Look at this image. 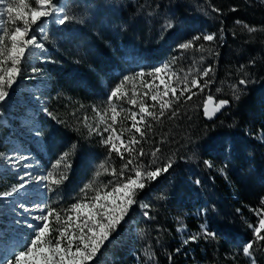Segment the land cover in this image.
Returning a JSON list of instances; mask_svg holds the SVG:
<instances>
[{
    "label": "trees",
    "instance_id": "16d2710c",
    "mask_svg": "<svg viewBox=\"0 0 264 264\" xmlns=\"http://www.w3.org/2000/svg\"><path fill=\"white\" fill-rule=\"evenodd\" d=\"M157 4L159 8L155 7ZM66 10L70 16L82 17L84 22L72 20L64 26H51L53 42L47 43L50 57L55 60L49 72L56 78L55 86L70 97L65 104L97 106L98 101L105 100L101 77L113 74L116 60H124L128 53L135 55L133 60L152 67L169 56L175 57L172 67L178 73L174 83L177 95L185 76L190 81L203 68H213L210 76L204 78L210 83L203 91L193 88L197 94L192 99L188 100L185 94L173 102L175 117L168 110L159 116L157 110L158 119L149 117L146 123L137 125L145 136L141 138L135 131V138L141 142L134 147L149 154L144 162L159 147L160 164L169 158L174 164L136 197L151 205L145 211L153 218H146L144 211L139 213L141 220L134 223L131 232L119 229L94 264H193L192 256L200 264H247L241 248L253 238L250 209H258L264 196V142L257 138L260 133L264 135V2L68 0ZM150 12L154 14L149 16ZM165 14H174L180 21L171 33L161 32L158 21ZM123 21L131 24L117 34L116 26ZM245 25L255 31L249 32ZM151 33L164 39V48L145 43ZM210 33L218 38L212 42L197 41L188 50L177 47L194 35ZM119 43L122 49L112 52V47H119ZM201 44L204 51L198 50ZM241 79L248 82L240 85ZM209 97L216 102L229 101L223 112L211 120L204 115ZM44 136L50 146L59 147V153L69 149L72 153L73 170L60 186L63 198L75 196L78 186L94 176L100 162L106 164L108 172L112 167H121L119 156L113 153L109 159L107 149L74 121L64 125L53 123ZM74 144L77 148L73 151ZM228 144L233 147L230 155L224 150ZM194 152L198 158H191ZM57 157L52 154V160ZM204 160H209L213 167L208 168ZM225 163L226 173L221 174L218 169ZM161 195L166 198L159 199ZM75 202L73 199L69 203ZM186 213L191 232H198L202 224H207L217 238H203L200 244L183 243L176 220ZM146 249L150 260L144 255Z\"/></svg>",
    "mask_w": 264,
    "mask_h": 264
},
{
    "label": "snow or ice",
    "instance_id": "6c2138e0",
    "mask_svg": "<svg viewBox=\"0 0 264 264\" xmlns=\"http://www.w3.org/2000/svg\"><path fill=\"white\" fill-rule=\"evenodd\" d=\"M264 2V0H261ZM33 7H29L24 0H16L6 2L0 0V121H5V108L17 107L20 109L19 115H23L27 108H32L34 111L47 113L48 109L43 106V93L28 94L25 96L23 104H21L17 90L20 86L21 80L24 78L22 65L28 59H36L40 65L54 62L51 61L46 41L48 40L47 27L49 23L64 26L72 20H79L84 22L82 17L70 16L66 14V5L64 0H34ZM171 6V5H169ZM159 8L160 5L155 6ZM23 8L25 11H21ZM214 11H218L214 9ZM236 11V9H233ZM13 13H16L14 16ZM7 18L15 23L17 20H22V26H16L14 30L8 31L3 27ZM154 13H148L149 16ZM160 28L162 33H171L176 29L177 24L180 23L174 17V14H165L160 21ZM240 24L241 21H237ZM131 21H123L117 27V34L124 32L130 26ZM245 27H248L245 25ZM249 32L255 31L254 28L248 27ZM218 37L215 33L194 35L186 42L179 43L177 47L182 50L192 48L197 41L203 40L212 42ZM199 51H204V45L199 46ZM176 59L175 57L173 58ZM138 70L131 75H123L119 84L112 87L106 94L105 103L111 108L114 113L111 117L112 123H106V126L101 130L98 126H92L87 123L88 117H84L85 127L88 129L89 137L95 135L100 137V144L107 149V157L110 159L115 153L119 156L121 167L119 169L112 167L110 173L105 168L104 163L99 167L105 170L106 174L112 176L106 184L96 185L93 182L84 184L79 189L76 196V202L70 206V210L76 212L75 218L72 215H66V219H62L61 211L52 205L56 201L52 200L50 193L57 192L59 186L68 179L67 172L60 174L57 179L52 171L45 170L41 174H37L39 167V160L34 159L32 150L19 151L15 147L12 149L11 155H5L0 152V158H3L4 164L8 170L14 174L17 182L13 183L7 190H0V204L8 206L13 213L14 224L16 225L17 237L16 245L9 250L7 254H0V264H94V261L101 254L102 249L106 243H110L113 239V234L116 233L129 216L134 205H139L141 209H150L151 205L137 200V195L143 192L144 189L156 181L161 175L166 174L173 167L174 161L169 158L163 165L159 162L158 153L160 148L156 147L151 153V159L145 163L143 158L148 156L143 148L137 150L134 145L140 144V140L135 136L130 140H123L122 133L117 132L114 125L116 124V115L118 105L115 101L123 99L121 88L126 82L135 81L137 79L144 80L145 77L158 78L161 73L167 74L172 72L173 76L177 73L172 69L170 63H164L160 66H154L150 71H146L143 66L137 61ZM213 68L211 65L203 68L199 72L198 77L192 78L190 81L187 76L183 78V86L178 89L165 85L162 95L160 92L151 95V100L156 102L152 105H146L143 101L139 104V113L132 112L129 119L133 121L132 127L135 128L136 133L143 138L145 133L137 127L139 123H146L147 117L158 119L155 111L156 104H159V116H164L165 111H171L172 116L177 115V111H173V102L179 101L181 97L187 95L190 100L197 93L192 89L196 88L203 91L207 87L210 80L204 79L209 77ZM31 75L27 77L29 80L44 82L46 79L45 71L42 67L32 65L30 67ZM203 80V83H201ZM154 81L146 82L152 83ZM248 81L241 79L240 85H245ZM181 81L178 79L177 84ZM171 93L172 99H164L169 97ZM148 95V93H144ZM158 96L161 98L158 100ZM115 98V101H114ZM238 99V96L236 97ZM211 99V97H209ZM128 103L135 104V99H129ZM228 100H220L215 111H219L224 106L228 105ZM83 107V106H81ZM92 111L97 113L103 120L101 110L92 105ZM124 111L123 108L119 109ZM139 115V120L136 119ZM204 115L209 119L212 116L208 113L207 106L204 107ZM11 123L10 121H6ZM0 124V127H3ZM21 132H26L38 141L42 136V127H38L36 122H31L30 127L25 128L22 124H17ZM150 127V126H149ZM107 133V137H105ZM16 138V134L9 132ZM261 142H264V135L259 137ZM77 145H72L73 151ZM224 150L230 155L233 147L228 144ZM125 154L128 159H125ZM70 153L65 151L60 154L53 169H58L61 166L70 170L72 163L69 159ZM198 158L193 153V157ZM204 164L208 168H212L213 164L209 160H204ZM227 163L218 171L221 174L226 173ZM101 175L100 171L95 172V177ZM199 184V181H196ZM39 192L40 199L29 200V189ZM90 193H93L90 195ZM118 200L115 205L112 204L109 198ZM159 199L166 197L161 195ZM261 208L253 209L258 219V226L249 224L252 229L253 238L242 245L241 251L245 257L250 258L251 264H256L254 257V245L260 243L264 246V196L260 198ZM81 209L87 211L81 212ZM117 209L119 212L117 214ZM239 211V210H237ZM143 215L152 219L148 211H144ZM50 217L54 218L50 220ZM53 222L58 225L53 227ZM29 231H24V229ZM177 231H184L183 228H178ZM213 239L217 238V233L211 231L207 224L201 225L200 234H192L183 243L187 244L189 241H195L198 238ZM9 239L8 235L0 236V244H4ZM179 252V249H177ZM145 256L151 259L148 250H145Z\"/></svg>",
    "mask_w": 264,
    "mask_h": 264
},
{
    "label": "rangeland",
    "instance_id": "374dc122",
    "mask_svg": "<svg viewBox=\"0 0 264 264\" xmlns=\"http://www.w3.org/2000/svg\"><path fill=\"white\" fill-rule=\"evenodd\" d=\"M6 2H12V0H6ZM26 4L29 5V7H33L34 0H24ZM16 3H19V0H16ZM65 5H67L68 0H64ZM21 11H25L23 8H21ZM66 14L67 10L65 8ZM15 16L16 13H13ZM22 20H17L15 23L11 22L7 15L5 14V20L3 23V27L6 28L9 32L14 30L16 26H22ZM51 26L59 27L57 25L49 23L47 27V34H48V40L45 42L46 47L48 49L47 43H52L53 39L50 38V32L49 28ZM164 39L159 36V34H149L145 43L152 47H159L164 48ZM119 43V47H112L111 51L116 52V49H122V46ZM49 55L50 51L48 49ZM51 56V55H50ZM135 55L127 54V57L123 60L120 58L119 60H116L117 65L116 69L109 77L102 76L101 82L105 89V93L107 94L109 90L114 87L115 85L119 84L122 80L123 75H131L134 74L135 71L138 70L137 68V61L141 66L144 67L146 71H150L152 66L148 65L146 62H141L139 59H134ZM51 58V57H50ZM118 59V58H117ZM50 63H46L43 65H40L36 59H28L24 62L22 65L24 78L20 82V86L17 90L19 99L21 104H23L25 96L28 94H40L43 93L42 101L43 106L48 109V112L51 113V115H48L47 113H41L38 111H34L32 108H27L23 115H19L20 109L17 107H7L5 108L6 113V119L5 121H0V124H3V127H0V152L5 153V155H11L13 147H15L19 151H25L27 149L32 150V155L34 159L39 160V167L37 169V174H41L45 172V170L52 171L54 176L58 179L60 174H63L67 172V175H69L73 167H71L70 170L64 169L62 166L58 169H53L52 165L55 164L56 160L59 158V147L58 146H50L48 144L44 132L49 130V127L52 126V124H65L69 122L74 121V124L82 127V130L84 132L88 133V129L85 127V121L84 117H88L87 123L92 126H98L101 130L106 126V123H112L111 117L114 114L111 110V108L108 106L107 103H105V100L98 101L97 107L101 110V115L103 116V120H101V117L97 115V113L92 111V105H85L80 104L77 102H69L68 104H65L64 101H69L70 97L66 96L62 90L55 86L56 84V78L50 74L49 72V66L55 64V60L51 58ZM173 58L171 56L165 58L162 62H160L159 66L164 63H170L172 65ZM32 65H36L38 67H42L45 71V77L43 83L36 80H29L27 77L31 75L30 67ZM174 70V68L172 67ZM177 73V72H176ZM178 75V73H177ZM176 76L172 75V72L169 71L167 74L161 73L158 78L153 77H145L144 80L137 79L135 81H129L126 82L123 87L121 88V93L123 94V99L120 101H114L118 105L116 115V124L114 127L116 128L117 132L122 133V139L127 141L132 139L133 136H135V128L132 127L133 121L129 119V116L132 112L139 113V104L141 101H143L146 105H152L156 102L151 100V95L156 94L157 92H160L162 95V91L164 90L165 85H168L170 87H175L174 83L176 82ZM148 81H154L152 83H148L147 86L146 82ZM144 93H148V95H144ZM161 98V96H158V100ZM129 99H135V104L128 103ZM164 99H172L171 93L169 97H164ZM83 106V107H81ZM66 109V111L64 109ZM123 108L124 111H120L119 109ZM159 110V104H156L155 109H150V111H157ZM149 118V117H147ZM137 120H139V115L136 117ZM68 120V121H67ZM6 121H10L11 123H8ZM36 122L38 127H42V136L38 141H34L31 136H29L26 132H21V129L17 127V124H22L25 128L30 127L31 122ZM53 121V122H52ZM61 121V122H60ZM65 121V122H64ZM46 125L48 128H46ZM138 125V124H137ZM138 127V126H137ZM9 132L16 134L18 138L9 135ZM105 137H107V133L104 134ZM263 135V133H260L257 137L258 140L261 142L259 137ZM92 138L100 140L99 136L93 135ZM70 153L69 159L72 156L71 150H67ZM65 152V151H64ZM52 154L58 155L56 160H52ZM103 162H100V164ZM105 168L106 164L104 163ZM107 169V168H106ZM100 171L101 175L99 177H95V172ZM94 171L91 178H89L86 182L82 183L80 186H78V191L81 187L84 186V184L93 182L96 185L106 184L109 180H111V175L106 174L104 169H101L99 166L97 170ZM110 173V172H109ZM16 177L12 172H10L7 168V166L4 164L3 158H0V190H7L13 183H16ZM63 184V183H62ZM61 186V185H60ZM59 186V189L57 192L50 193L52 200L56 201L55 204H53V207H57L58 210L61 211L62 219H66L65 213L67 215H72L73 218H75L76 212L73 210H70V206L72 205L69 203L71 200L75 199L77 194L74 196L63 198L61 195V187ZM93 193H90V195ZM29 200L32 199H40L39 192L33 190L32 188L29 189L28 193ZM110 202L112 204H116L119 201L116 199H113L112 197L109 198ZM143 202V201H140ZM145 203V202H143ZM261 208V206L259 207ZM258 208V209H259ZM147 209H141L139 205H134L129 216L126 218V222L122 224V226L119 228H123L127 230L126 232H131V227L134 225V223H137L139 220H141V216L139 213H142ZM252 212L251 216V224L258 226V217L255 215L253 209H250ZM87 211V209H81V212ZM119 212V209H117V214ZM188 213H186L184 216H179L176 220L177 226L176 230L178 228H183L184 231H177L179 235V239L182 241H185L188 239V237L192 234H200V231L198 232H191L187 227V220L186 216ZM54 218L50 217V220H53ZM136 221V222H135ZM53 222V227H57ZM24 231H29L28 229H24ZM119 231V230H118ZM113 234V237L118 233ZM7 234L9 239L6 243L0 244V254H7L9 250L15 247L16 245V237H17V231H16V225L14 224L13 220V213L11 212L10 208L8 206L0 204V236ZM202 236L198 238L195 241H189L196 244H200ZM256 255H254L256 259V264H264V246H262L260 243H257L254 245ZM145 255V254H144ZM99 256V255H98ZM193 257V264H200V262L197 260L195 256ZM247 264H251L250 258L247 257Z\"/></svg>",
    "mask_w": 264,
    "mask_h": 264
},
{
    "label": "water",
    "instance_id": "95a60500",
    "mask_svg": "<svg viewBox=\"0 0 264 264\" xmlns=\"http://www.w3.org/2000/svg\"><path fill=\"white\" fill-rule=\"evenodd\" d=\"M218 104H219V102L216 103V100L214 98H211V99H208L204 105V107L207 106L208 113L210 116H212V119L215 118L216 116H218L219 114H221L223 112V110L227 107V105H226L223 108H221L219 111H215ZM205 118L207 120H211L207 116H205Z\"/></svg>",
    "mask_w": 264,
    "mask_h": 264
}]
</instances>
